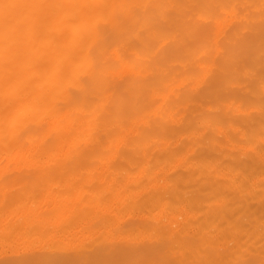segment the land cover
<instances>
[{
  "label": "bare ground",
  "instance_id": "obj_1",
  "mask_svg": "<svg viewBox=\"0 0 264 264\" xmlns=\"http://www.w3.org/2000/svg\"><path fill=\"white\" fill-rule=\"evenodd\" d=\"M0 63V264H264V0H0Z\"/></svg>",
  "mask_w": 264,
  "mask_h": 264
},
{
  "label": "rangeland",
  "instance_id": "obj_2",
  "mask_svg": "<svg viewBox=\"0 0 264 264\" xmlns=\"http://www.w3.org/2000/svg\"><path fill=\"white\" fill-rule=\"evenodd\" d=\"M58 8H59V6L58 5H52V6H50L49 7V10H50V13H52V15H56V13H57V10H58ZM222 26H224V25H222ZM226 29V26L225 27H223V30H225ZM220 30V29H219ZM221 30H222V28H221ZM222 30V32H220V33H222L223 34V31ZM219 38H220V34H219ZM114 53V52H113ZM218 58V57H217ZM0 64H2V63H0ZM210 74V73H209ZM212 74V73H211ZM208 77L210 76V75H207ZM48 117V116H47ZM46 117V118H47ZM49 119H51V117H49ZM49 119L47 118V119H43V122L46 120V122H47V120L49 121ZM46 122H44V124L46 123ZM48 123V122H47ZM71 125V123H68V125ZM75 124V123H74ZM66 125V124H65ZM73 125V124H72ZM72 125H71V127H72ZM66 127V126H65ZM70 127V128H71ZM63 129H64V125H63V127H62ZM66 128H68V127H66ZM66 128H65V131H66ZM70 130V129H69ZM6 147V146H5ZM13 163V162H12ZM11 165V164H10ZM5 254V253H4ZM3 254V255H4ZM6 254H9L8 252H6Z\"/></svg>",
  "mask_w": 264,
  "mask_h": 264
}]
</instances>
